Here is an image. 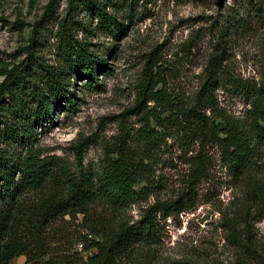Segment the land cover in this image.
<instances>
[{
  "label": "rangeland",
  "instance_id": "obj_1",
  "mask_svg": "<svg viewBox=\"0 0 264 264\" xmlns=\"http://www.w3.org/2000/svg\"><path fill=\"white\" fill-rule=\"evenodd\" d=\"M99 1L115 18L113 32L100 27L87 6L78 9L77 23L70 25L69 32L103 68H97L94 82L85 71L65 81L73 104L59 105L45 126L35 128V145L43 155L60 158L74 174L99 175L119 141L146 157L152 194L146 201L132 203L123 215L135 221L154 201L180 197L185 201L182 209L164 221L158 248L164 263L264 264V218L257 222L249 218V251H243L231 234L234 217L240 212L244 216L241 209L247 206L250 186L232 175L218 146L205 145L210 158L208 176L196 185L193 196L186 195L188 162L199 151V143H185L182 133L172 126L156 127L158 138L145 143L139 135L141 113L134 108L138 91L155 71L172 100L194 102L209 59L219 55L213 91L217 107L248 125L253 99L264 94V0ZM47 2L0 0V69L26 57L24 47ZM67 7V0H59L54 12L57 19L38 28L34 53L48 67L62 60L57 20L65 16ZM3 129L0 121V150L21 152L22 144L8 145ZM257 166L264 174V162ZM35 198L37 193L32 191L26 201ZM243 216L235 223L241 236L245 234ZM81 219L80 214L76 219L64 216L56 229L58 237L85 233ZM25 259L20 255L9 264H28Z\"/></svg>",
  "mask_w": 264,
  "mask_h": 264
},
{
  "label": "trees",
  "instance_id": "obj_2",
  "mask_svg": "<svg viewBox=\"0 0 264 264\" xmlns=\"http://www.w3.org/2000/svg\"><path fill=\"white\" fill-rule=\"evenodd\" d=\"M58 2L48 0L34 23L24 47L26 57L0 69L3 133L8 145L23 147L16 154L0 150V264H9L20 255L28 264H167L158 255L164 221L182 209L185 201L181 197L154 201L135 221L123 215L132 203L146 201L152 194L146 157L119 141L99 175L74 174L60 158L43 155L35 145V128L45 126L59 105L73 104V93L65 81L85 71L94 82L97 70L103 68L96 65L97 58L86 45L69 32L70 25L77 23L74 15L87 6L100 27L113 32L116 23L99 0H67L65 16L57 20L62 60L48 67L39 61L34 46L38 28L57 19ZM219 67V55L211 56L204 82L190 103L172 100L155 71L138 91L134 108L141 113L139 135L145 143L158 138L156 127L167 126L178 129L185 143H199V151L189 158L186 195L193 196L196 185L208 176L210 158L204 149L208 143L218 146L232 175L248 183L247 206L241 209L244 216L240 212L229 228L243 251H249V218L253 222L264 218V174L257 171V164L264 162V94L253 99L248 125L224 114L213 93ZM32 191L37 198L26 201ZM79 214L85 233L58 237L56 229L64 216L76 219ZM239 216L244 221L242 236L235 225ZM75 245H80L79 249Z\"/></svg>",
  "mask_w": 264,
  "mask_h": 264
}]
</instances>
